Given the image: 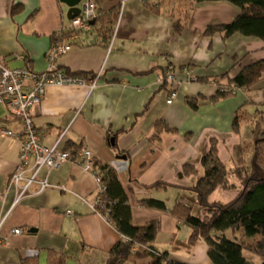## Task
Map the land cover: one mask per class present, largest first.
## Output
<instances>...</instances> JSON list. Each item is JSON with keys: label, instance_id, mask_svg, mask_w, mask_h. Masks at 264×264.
Listing matches in <instances>:
<instances>
[{"label": "crops", "instance_id": "obj_1", "mask_svg": "<svg viewBox=\"0 0 264 264\" xmlns=\"http://www.w3.org/2000/svg\"><path fill=\"white\" fill-rule=\"evenodd\" d=\"M94 1L97 9L120 7L111 45L91 43L95 33L70 36L67 42L60 40L71 48L55 64L71 72L98 73L96 85L84 81L46 86L41 102L31 108L33 124L42 132L44 144H55L63 131L59 148L85 146L96 162L111 165L128 196L132 222L160 220L155 246L168 252L170 261L211 264L205 244L189 246L190 227L172 217L169 208L190 194L179 187L191 182L183 177L182 165L198 164L214 135L221 139L219 156L229 161L230 151L236 155L235 148L242 144V137L230 131L231 117L242 105L240 111L246 114L242 123L252 121L255 110L264 112V74L233 95L239 93L237 99L210 100L217 83L224 82L215 79L225 73L233 77L242 66L264 59V43L238 32L228 37L220 31L205 32L208 26L228 23L236 16L239 9L227 1ZM178 9L186 13L180 17L186 24L175 33L172 13ZM67 12V5L59 0H0V55L24 53L25 61L10 56L8 64L43 71L55 35L70 22ZM166 68L182 81L170 104L167 87L157 80L158 71ZM187 69L193 75L190 81H185ZM6 110L0 114V124L19 129L18 120ZM158 120L175 131H163L153 139ZM18 155V140L0 137V264H49L52 254V264H107L110 250L124 238L103 215L90 209L97 192L93 176L71 161L50 171L41 169L38 180L46 177L53 186L65 189L52 186L36 192L38 183L33 182L32 193L13 205L18 191L10 184V175ZM157 181L168 184L153 186ZM142 198L163 200L167 209L140 206L137 200ZM14 228L22 232L15 234ZM181 229L186 231L182 239ZM147 262L145 258L121 264Z\"/></svg>", "mask_w": 264, "mask_h": 264}, {"label": "trees", "instance_id": "obj_2", "mask_svg": "<svg viewBox=\"0 0 264 264\" xmlns=\"http://www.w3.org/2000/svg\"><path fill=\"white\" fill-rule=\"evenodd\" d=\"M188 1L198 3L203 1H227L239 9L230 22L208 26L206 33L220 31L223 37H228L238 32L245 36L257 37L264 43V0ZM149 5L151 4L149 3ZM152 7L156 11L155 6L152 5ZM169 10L166 9L168 14L171 13ZM182 10L178 9V12L173 11L172 13L175 33H180L186 24L180 19V17L184 18L186 14ZM181 12L182 16L178 17ZM96 14L95 25L97 27H95V31L93 29L90 31V33H95L91 43L107 47L114 34L119 7L114 6L108 10L97 9L96 7ZM69 37V31L62 29L54 37L51 44L63 39L67 42L66 39ZM167 68L162 71L168 70ZM64 71L70 75L80 76L85 81H90L95 77L90 72H71L67 69H64ZM263 74L264 59L242 66L233 77H229V74L225 73L220 78L215 79V81L224 79V82L217 83V90L210 97V100L216 102L231 97L237 93V90L249 88L257 83ZM164 85L166 86V84ZM187 101L195 107L193 99ZM243 107L244 105L235 112L230 129L231 133L240 138L241 123L246 120L245 112L240 111ZM257 114H261L260 117L264 120L263 111L255 110L254 119L259 117ZM256 127L257 125L251 129V134L257 133ZM163 131L171 132L175 130L164 121L158 120L154 124V132L151 137L153 139L159 138L160 133ZM262 140L264 141V139ZM219 141L221 139H218L217 136H211L207 150L199 156L198 164L185 163L182 165L183 177L191 178V182L179 187L187 189L193 194L192 204L176 201L169 208V211L172 217L183 221L190 227L187 239L189 246L197 242L205 244L207 255L212 264H255V257L259 259V264H264V175L248 172L242 149H240L241 144L235 148V150L238 149L236 155H231L230 151L227 160H233V165L228 166L227 161L219 156ZM73 146V144H66L64 148L73 149ZM94 165L100 172L101 181L104 185V190L101 193L103 204L98 207V212L124 238L119 240L110 250L106 259L107 264H121L124 261L145 258L148 259L147 264H161L163 259L167 260L166 264H186L170 261L168 252H162L156 248V238L161 231L160 220H152L139 225L132 222L131 205L116 170L107 163L95 161ZM231 177L237 180L238 184L233 182ZM166 184L168 183L157 181L153 186L165 187ZM218 187L224 190L238 188V192L226 202L210 201L209 196ZM137 202L140 206L149 209H167L163 200L155 198H142ZM195 206L202 211L201 215L194 212ZM247 253L253 258L248 257ZM52 256L53 254L49 257V264L53 262Z\"/></svg>", "mask_w": 264, "mask_h": 264}, {"label": "built area", "instance_id": "obj_3", "mask_svg": "<svg viewBox=\"0 0 264 264\" xmlns=\"http://www.w3.org/2000/svg\"><path fill=\"white\" fill-rule=\"evenodd\" d=\"M83 5L78 15L70 18V22L65 31H71V37H77L82 31L90 29L92 21L97 16L96 5L93 0H83ZM71 46L59 41L51 44L47 53V67L40 72L32 70L27 65L10 66L9 57L20 61H25L24 53L15 52L10 56L0 55V105L4 106L10 115L19 122V129L13 130L4 124H0V137H14L19 142L18 162L10 175V184L17 188V196L13 205L18 203L22 197L32 193L31 185L38 183V190L52 187L46 177L37 179V174L41 169L50 171L58 168L66 161H71L79 165L84 171L89 172L96 184L97 192L94 200L89 204L91 210L98 212L101 207V193L104 185L101 181L100 172L94 165V153L88 147L78 146L75 149L59 148L58 140L63 137V131L58 134V140L55 144L48 146L42 142V132L38 130L32 120L31 108L38 104L43 96L46 86L51 84H75L83 83L85 80L76 75L65 73L55 64L57 56L68 50ZM95 77L88 81L91 87L96 85ZM193 79L189 69L185 72V81ZM157 80L166 84L167 95L166 103H172L178 96V88L181 80L176 76L173 70L158 71ZM57 189H65L63 186L54 185ZM70 211H67V213ZM3 219H0V226ZM12 232L19 234L20 228L12 229ZM136 248V247H135ZM134 248V249H135ZM163 259L161 264H166Z\"/></svg>", "mask_w": 264, "mask_h": 264}, {"label": "rangeland", "instance_id": "obj_4", "mask_svg": "<svg viewBox=\"0 0 264 264\" xmlns=\"http://www.w3.org/2000/svg\"><path fill=\"white\" fill-rule=\"evenodd\" d=\"M82 1L83 0H81V3L79 4L80 9L82 8V5H83ZM94 3H95V1H94ZM95 5H96V3H95ZM74 17H72V18H74ZM119 18H120V7H119V14L117 16V20H116V23H115L116 24L115 25V29H116V27L118 25ZM92 22L93 23L91 24L90 29L87 30V31H82V33H89L92 29L95 31V27H97L95 25V19ZM62 29H64V28H61L59 30V33L62 31ZM115 29H114V32H115ZM69 33H70V36H71V31H69ZM112 40H113V37H111L109 45H111ZM58 57H59V55L57 56V59H58ZM238 91L239 90H237V92ZM238 95H240V94L238 93ZM238 95L237 96H232V97H229V98H233L234 97V99H237L238 97H240ZM229 98H226V99H229ZM221 111H222V109H221ZM4 113H5V108H3L2 105H0V114L4 115ZM7 113H8V115H10V113L8 111H7ZM257 115L259 116L257 119H252V121H255V122L250 121V122L242 123V126H241V137H242L243 140H241V143H242L241 146H242V154L244 156L245 163H246V165L248 167V172L249 173H253V174L264 175V141L262 140V139H264V120L260 117L261 114H257ZM231 119H232V117H231ZM231 119H230V122L232 121ZM255 125H257V127H256L257 133L256 134H251V129H253V127ZM66 149H70V148H66ZM227 164H228V166H232L233 165V160L227 161ZM231 178L233 179V177H231ZM232 181L235 182L236 184H238L237 180L233 179ZM237 192H238V188L224 190V189H221L220 187H218L211 193V195L209 196L208 199L210 201L226 202V201L230 200L232 197H234V195ZM187 193H190V192H187ZM188 195L189 196L183 195L180 198V200H182V201H184L186 203L192 202L193 194L190 193ZM194 212L196 214H198V215H201L202 211L199 208H195ZM185 232H186L185 230L181 229V231L179 232V238L180 239L183 238V236L185 235ZM186 236H187V234H186ZM179 250H181V248H179ZM247 256L253 258L248 253H247ZM254 263L255 264H259V259L255 257L254 258Z\"/></svg>", "mask_w": 264, "mask_h": 264}, {"label": "water", "instance_id": "obj_5", "mask_svg": "<svg viewBox=\"0 0 264 264\" xmlns=\"http://www.w3.org/2000/svg\"><path fill=\"white\" fill-rule=\"evenodd\" d=\"M59 1L67 5L68 7L67 15L69 18H72L78 15L80 11L79 4L81 3V0H59ZM122 157H125V156H122Z\"/></svg>", "mask_w": 264, "mask_h": 264}, {"label": "bare ground", "instance_id": "obj_6", "mask_svg": "<svg viewBox=\"0 0 264 264\" xmlns=\"http://www.w3.org/2000/svg\"><path fill=\"white\" fill-rule=\"evenodd\" d=\"M94 160H95V155H94Z\"/></svg>", "mask_w": 264, "mask_h": 264}]
</instances>
